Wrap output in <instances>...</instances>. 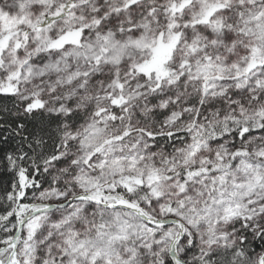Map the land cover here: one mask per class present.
Returning <instances> with one entry per match:
<instances>
[{
    "label": "snow or ice",
    "instance_id": "snow-or-ice-1",
    "mask_svg": "<svg viewBox=\"0 0 264 264\" xmlns=\"http://www.w3.org/2000/svg\"><path fill=\"white\" fill-rule=\"evenodd\" d=\"M0 264H264V0H0Z\"/></svg>",
    "mask_w": 264,
    "mask_h": 264
}]
</instances>
